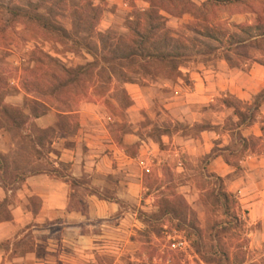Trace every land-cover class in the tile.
I'll return each instance as SVG.
<instances>
[{
	"label": "rangeland",
	"instance_id": "obj_1",
	"mask_svg": "<svg viewBox=\"0 0 264 264\" xmlns=\"http://www.w3.org/2000/svg\"><path fill=\"white\" fill-rule=\"evenodd\" d=\"M29 1L0 0V186L3 184L16 191L15 175L20 168L29 169L35 158L42 159L41 167L33 166L35 170L47 169L49 142L66 138V146L73 144L72 139L79 129V111L85 105L105 115L106 119L111 117L113 120L115 116L121 120L112 123L107 119L104 124L117 139H123L125 134L136 129L135 134L141 141L127 146L132 154L149 138L156 147L148 169L143 170L141 204L144 208L136 213L139 229L130 237L134 244L103 247L90 256L71 250L67 262L59 260L58 249L51 252V261L54 264H242L262 254L264 249L256 247L258 235L255 236V227L250 225L246 204L232 194L230 200L225 201L221 196L226 192L223 180L207 168L206 163L213 154L192 158L177 152L174 146L165 145L161 140L163 128L177 129L183 125L162 115L158 106H155V116L142 111L143 117L135 125L129 124L128 108L133 100L125 84L141 87L154 84L156 90L167 91L166 83L183 80L189 84L187 70H196L203 65H216L223 59L231 66L255 57L264 61L259 55L264 52V39H253L264 33V0H228L225 3L191 0L196 6L206 4L198 20L190 14L178 18L163 13L167 27L188 46L185 52L190 60L181 65V77L175 80L152 77L136 65L119 64L112 69L110 81L102 76L94 86L79 89V102L71 98L66 102L47 98L45 115H50V126L44 131L34 122L35 116L45 107L39 100L42 96L26 90L23 85L28 77L27 69L34 66V52L42 50L56 57L59 64L55 67L85 64L92 60L85 50V43L89 42L99 55L108 54L116 47L118 39L130 37L129 25L135 11L132 5L144 9L149 3L147 0H64L51 11L49 5L40 0H31L32 4ZM19 12L21 15L17 14ZM237 14L246 15L251 23H240V18L231 20ZM37 16L65 29L70 39L58 40L56 34L43 27ZM195 26L201 30H194ZM205 26L221 31L215 36L219 40L206 37ZM99 32L104 34V42L100 40ZM71 40L79 44H73ZM46 68L54 67L47 65ZM126 77L130 82L125 81ZM262 96L264 92L254 105ZM225 102L241 114L246 108L231 98H226ZM70 108L73 113L62 112ZM15 111L21 116L18 124L9 117ZM58 112H62L61 115ZM248 112L246 108L243 116L246 117ZM232 126L233 122L227 121L226 127ZM192 133L196 136L198 129ZM32 202L36 204L37 200L32 199ZM15 204L14 194L0 199V223L11 220L10 207ZM52 235L58 237V233ZM38 238L46 241L48 237L33 233L29 224L21 228L18 235L0 244V253L9 260L25 256L35 251L34 243ZM37 253L46 256V249L39 248Z\"/></svg>",
	"mask_w": 264,
	"mask_h": 264
},
{
	"label": "crops",
	"instance_id": "obj_2",
	"mask_svg": "<svg viewBox=\"0 0 264 264\" xmlns=\"http://www.w3.org/2000/svg\"><path fill=\"white\" fill-rule=\"evenodd\" d=\"M235 18H240V23L252 21L243 14L233 15L231 20ZM253 39L262 40L264 35ZM259 55L264 57V52ZM187 72L189 84L183 80L166 83L167 91L156 90L154 84H125L133 100L128 108L129 124L135 125L143 117L142 111L155 116L158 106L162 115L183 125L164 127L162 142L192 158L213 154L207 168L223 180L227 193L246 204L250 225L258 235L256 247L264 249V96L254 105L264 92V61L255 57L231 66L223 59ZM226 98L246 106L248 115L243 116L246 108L241 114ZM79 113V129L71 146L65 145L66 138L49 142L47 169L35 170L33 166H42V159L35 158L29 169H16V191L0 186V199L12 194L16 199L10 207L11 220L0 223V244L29 224L33 233L48 237L46 241L35 239V251L25 256L9 260L0 253V263L54 264L51 252L58 249L59 260L67 262L71 250L90 256L103 247L134 244L130 237L139 229L136 213L144 208L143 170L150 165L155 144L150 138L142 141L132 154L127 146L141 141L136 129L117 139L104 124L107 119L112 123L120 119H106L86 105ZM49 116L34 119L40 130L50 126ZM227 121L233 122L231 128L226 127ZM195 128L196 136L192 133ZM52 233L58 237L53 238ZM39 248L46 249V256H39ZM254 263L264 264V251L242 264Z\"/></svg>",
	"mask_w": 264,
	"mask_h": 264
},
{
	"label": "trees",
	"instance_id": "obj_3",
	"mask_svg": "<svg viewBox=\"0 0 264 264\" xmlns=\"http://www.w3.org/2000/svg\"><path fill=\"white\" fill-rule=\"evenodd\" d=\"M40 1L49 5V9L52 11L55 6H61L64 0ZM210 1L225 3L228 0ZM147 2L149 7L144 9L132 5L135 11L129 25L130 37L128 39H118L116 47L110 49L106 55H99L97 49H93L91 44L87 42L84 44L85 50L92 60L76 67H55L59 64L56 57L42 50L34 52V66L27 69L28 77L24 79L23 85L26 90L38 92L42 96L39 100L45 107L35 117L47 113V98L60 102L61 100L66 102L71 98L74 102H79V95H81L79 89H88L90 86H94L100 82L102 76L107 77L110 81L114 73L112 69L114 70L119 64L136 65L145 74L152 77L160 76L168 80H175L182 76L180 67L190 60V56L185 52L188 46L167 27L163 13L178 18L190 14L195 20H198L206 4L196 6L191 0H147ZM29 3L32 4L33 2L30 0ZM17 14L19 15L20 12ZM36 19L43 23L45 29H48L52 34H56L58 40L70 39L65 29L46 22L43 17L37 16ZM194 30L199 32L201 29L195 26ZM204 30L206 37L219 40L215 36L216 33H221V31L214 28L211 30L208 26H205ZM98 36L101 41H105L104 34L99 32ZM71 42L79 44L78 41L71 40ZM63 43L65 42L63 41ZM47 65L54 68H46ZM125 79L126 82H130L129 78L126 77ZM7 112L6 109L5 113ZM15 112L10 114L9 117L14 124H18V118H21V116L18 111ZM62 112L73 113L74 110L70 108L68 111ZM62 112H58V115H61ZM221 196L227 202L232 197L231 194L226 192L221 193ZM225 259L228 260V257L226 256Z\"/></svg>",
	"mask_w": 264,
	"mask_h": 264
}]
</instances>
